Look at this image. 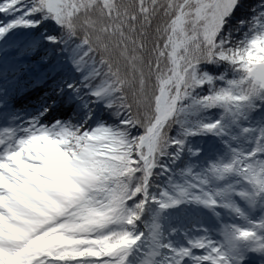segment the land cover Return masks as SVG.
I'll use <instances>...</instances> for the list:
<instances>
[{"label":"snow or ice","instance_id":"obj_1","mask_svg":"<svg viewBox=\"0 0 264 264\" xmlns=\"http://www.w3.org/2000/svg\"><path fill=\"white\" fill-rule=\"evenodd\" d=\"M0 264H264V0H0Z\"/></svg>","mask_w":264,"mask_h":264}]
</instances>
